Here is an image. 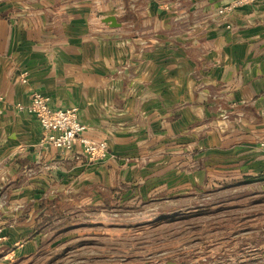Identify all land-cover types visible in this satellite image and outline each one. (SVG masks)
Instances as JSON below:
<instances>
[{"label":"crops","instance_id":"obj_1","mask_svg":"<svg viewBox=\"0 0 264 264\" xmlns=\"http://www.w3.org/2000/svg\"><path fill=\"white\" fill-rule=\"evenodd\" d=\"M229 6L0 0V248L75 197L264 181V0L220 14ZM33 93L77 109L108 158L43 146L39 121L17 109Z\"/></svg>","mask_w":264,"mask_h":264},{"label":"rangeland","instance_id":"obj_2","mask_svg":"<svg viewBox=\"0 0 264 264\" xmlns=\"http://www.w3.org/2000/svg\"><path fill=\"white\" fill-rule=\"evenodd\" d=\"M100 194L89 201L75 197L26 219L25 242L16 239L11 246L3 239L0 264L262 263V179L196 184L145 201L140 190L124 186L107 200Z\"/></svg>","mask_w":264,"mask_h":264},{"label":"built area","instance_id":"obj_3","mask_svg":"<svg viewBox=\"0 0 264 264\" xmlns=\"http://www.w3.org/2000/svg\"><path fill=\"white\" fill-rule=\"evenodd\" d=\"M258 2L259 0H231L230 6L220 13H232ZM23 83H26V78L23 79ZM17 109L39 121L43 146L70 152L77 145L81 155L91 161L103 162L108 158L107 143L93 141L85 136L88 128L80 122L77 109L53 108L48 98L37 93L29 96L27 104L17 105ZM261 149L264 151V144L261 145Z\"/></svg>","mask_w":264,"mask_h":264},{"label":"water","instance_id":"obj_4","mask_svg":"<svg viewBox=\"0 0 264 264\" xmlns=\"http://www.w3.org/2000/svg\"><path fill=\"white\" fill-rule=\"evenodd\" d=\"M108 22H111V23H115V20L114 19H110Z\"/></svg>","mask_w":264,"mask_h":264}]
</instances>
